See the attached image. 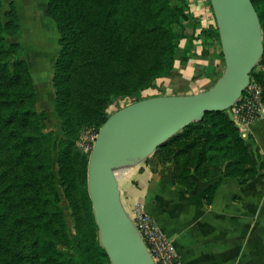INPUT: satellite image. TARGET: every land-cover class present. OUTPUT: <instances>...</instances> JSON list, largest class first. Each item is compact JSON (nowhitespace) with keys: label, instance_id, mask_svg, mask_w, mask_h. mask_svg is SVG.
Masks as SVG:
<instances>
[{"label":"trees","instance_id":"1","mask_svg":"<svg viewBox=\"0 0 264 264\" xmlns=\"http://www.w3.org/2000/svg\"><path fill=\"white\" fill-rule=\"evenodd\" d=\"M252 3L264 45V0ZM2 6L0 0V264L75 263L60 245L74 249L81 264H111L87 186L79 181L86 177L89 154L76 146V139L84 128L98 131L118 98L146 97H140L142 91L157 86L173 69L178 52H191L194 40L207 45L215 39L223 61L217 26L202 27L188 0H47L46 14L59 31L54 106L63 130L59 174L75 215L76 233L70 237L52 166L53 132L44 131L45 114L36 108L28 62L17 57L21 44L5 40V33L18 31L19 13L13 1L3 12ZM263 58L264 51L259 62ZM250 75L261 82L264 102V70L253 68ZM144 162L152 169L171 163L175 181L186 190L194 188L196 179L264 177V161L255 163L228 109L205 112ZM220 179L205 188L207 204ZM80 205L83 211L77 215Z\"/></svg>","mask_w":264,"mask_h":264},{"label":"crops","instance_id":"2","mask_svg":"<svg viewBox=\"0 0 264 264\" xmlns=\"http://www.w3.org/2000/svg\"><path fill=\"white\" fill-rule=\"evenodd\" d=\"M10 1L16 6L17 0L7 4L2 0L3 6ZM188 2L202 27L216 25L210 0ZM201 41L194 40L189 54L178 52L169 72L175 91L166 93L204 90L222 71L217 41L207 45ZM239 129L259 165L264 161V112ZM219 178L213 200L207 204L205 188ZM117 189L130 216L142 208L173 240L182 264H264V177L260 173L245 182L239 177L196 179L194 188L186 190L175 181L171 163L152 169L142 161L119 178Z\"/></svg>","mask_w":264,"mask_h":264},{"label":"water","instance_id":"3","mask_svg":"<svg viewBox=\"0 0 264 264\" xmlns=\"http://www.w3.org/2000/svg\"><path fill=\"white\" fill-rule=\"evenodd\" d=\"M210 3L224 62L216 81L194 93L135 100L110 113L97 131L88 158V193L100 243L111 264H156L121 200L119 178L205 112L229 109L263 54L261 23L252 0Z\"/></svg>","mask_w":264,"mask_h":264},{"label":"rangeland","instance_id":"4","mask_svg":"<svg viewBox=\"0 0 264 264\" xmlns=\"http://www.w3.org/2000/svg\"><path fill=\"white\" fill-rule=\"evenodd\" d=\"M4 1L6 3L7 0ZM17 2L16 6L19 13L20 26L15 34L5 33V40L7 43L19 42L21 44V48H18L19 55L17 57L24 58L28 62L37 95L36 108L39 111H43L45 114L44 131L53 132L52 166L55 175V183L57 186L58 194L60 196L59 204L61 205L64 212V218L67 224L68 233L70 237H72L76 233L75 215L65 195L66 185H64L60 177V167L57 161L59 140L63 137V130L61 127L60 119L54 106L55 88L53 85L54 64L60 50L59 31L55 21L46 14L47 0H17ZM7 7L8 5L2 6L1 12L7 9ZM44 19H47L49 23L44 22ZM51 30L53 31L51 32ZM51 44L55 46L52 53L48 52ZM38 57H41V59H38ZM263 60L264 58L260 62L258 61L259 63L257 62L254 69H256L257 71H262L260 69L262 67ZM169 75L171 74H168L157 80V86H154V89H156L155 94H161L162 88H165L166 91L169 92L175 91V89L171 86ZM175 80L178 79L176 78ZM180 83L183 84V82ZM143 96H147V90L142 91L140 97ZM134 99L135 96H122L118 98L116 102L112 103L109 106L108 112L112 113L113 111L119 109L121 106L135 101ZM228 113L230 117H233L231 108L228 109ZM96 132L97 131L94 128H84L81 130L78 138L76 139V146L87 155L90 154ZM255 157L258 158L256 153ZM79 181L87 186L88 191L87 172L85 178L79 177ZM76 203H82L81 193L77 195ZM82 211L83 207L82 205H80L77 208L75 214L80 215ZM191 225H193V222L191 223ZM195 227L197 226H192L191 228ZM60 248L64 250L68 255L73 256L76 259L75 263L68 262V264H81L79 255L74 251V249L66 247L64 245H60Z\"/></svg>","mask_w":264,"mask_h":264},{"label":"built area","instance_id":"5","mask_svg":"<svg viewBox=\"0 0 264 264\" xmlns=\"http://www.w3.org/2000/svg\"><path fill=\"white\" fill-rule=\"evenodd\" d=\"M260 70H264V60ZM155 93L156 89H147V96ZM230 108L232 118L238 126L248 124L261 116L264 112L261 82L251 77L240 97ZM130 217L156 264H182L179 251L173 240L164 235L157 223L142 208L137 207Z\"/></svg>","mask_w":264,"mask_h":264},{"label":"bare ground","instance_id":"6","mask_svg":"<svg viewBox=\"0 0 264 264\" xmlns=\"http://www.w3.org/2000/svg\"><path fill=\"white\" fill-rule=\"evenodd\" d=\"M28 16V15H27ZM44 22H48L49 23V21L47 20V19H44ZM49 25V24H48ZM32 30V29H31ZM46 30H48V29H46ZM50 30V29H49ZM53 30H51V32H52ZM44 44V43H43ZM55 46H53L52 44H51V46L49 47L50 49H49V51L48 52H50V53H52V51H53V48H54ZM38 59H41V57H38Z\"/></svg>","mask_w":264,"mask_h":264}]
</instances>
